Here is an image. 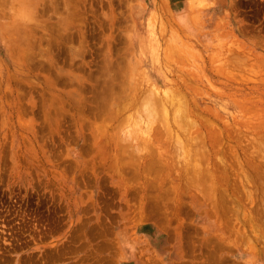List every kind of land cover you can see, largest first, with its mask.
Returning <instances> with one entry per match:
<instances>
[{
    "label": "rangeland",
    "instance_id": "obj_1",
    "mask_svg": "<svg viewBox=\"0 0 264 264\" xmlns=\"http://www.w3.org/2000/svg\"><path fill=\"white\" fill-rule=\"evenodd\" d=\"M0 264H264V0H0Z\"/></svg>",
    "mask_w": 264,
    "mask_h": 264
},
{
    "label": "bare ground",
    "instance_id": "obj_2",
    "mask_svg": "<svg viewBox=\"0 0 264 264\" xmlns=\"http://www.w3.org/2000/svg\"><path fill=\"white\" fill-rule=\"evenodd\" d=\"M243 33H244V32H243ZM229 63H230V62H229ZM227 65H228V64H227ZM260 81H261V80H260ZM150 94H151V93H150ZM154 96H156V95H154ZM154 96H153V97H154ZM159 96H160V95H159ZM156 97H157V96H156ZM149 98H152V96L149 97ZM157 98H158V97H157ZM173 98H174V97H173ZM146 99H148V98L146 97ZM146 99H145V102H147L148 100H150V99H148V100L146 101ZM158 99H159V98H158ZM156 100H157L156 98L151 99V101H155V102H156ZM159 100H160V99H159ZM157 101H158V100H157ZM159 102H160V101H159ZM159 102H158V103H159ZM148 103H149V102H148ZM177 103H178V101H177ZM162 104H163V103H162ZM160 105H161V104H160ZM177 105H178V104H177ZM193 106H194V105H193ZM148 107H149V106H148ZM161 107H163V106H161ZM149 109H151V108H149ZM162 109H163V108H162ZM175 110H176V109H175ZM165 111H166V110H165ZM165 113H166V112H165ZM166 114H167V113H166ZM136 124H137V123H136ZM181 126H182V125H181ZM165 130H166V129H165ZM135 139H137V137H136ZM138 139H139V138H138ZM138 142H139V140H138ZM142 144H143V143H142ZM259 144H260V143H259ZM261 144H262V143H261ZM146 145H148V144H146ZM144 146H145V145H144ZM261 146H262V145H261ZM261 146H259V147H261ZM188 147H189V145H188ZM259 147H258V148H259ZM187 153H188V151H187ZM195 165H196V164H195ZM193 166H194V165H193ZM193 166H192V167H193ZM196 167H197V166H196ZM154 168H156V167H154ZM194 168H195V167H194ZM199 173H200V172H199Z\"/></svg>",
    "mask_w": 264,
    "mask_h": 264
}]
</instances>
